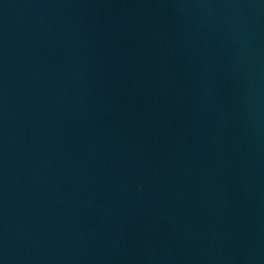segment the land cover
Here are the masks:
<instances>
[{"label":"water","instance_id":"95a60500","mask_svg":"<svg viewBox=\"0 0 264 264\" xmlns=\"http://www.w3.org/2000/svg\"><path fill=\"white\" fill-rule=\"evenodd\" d=\"M0 264H264V0H0Z\"/></svg>","mask_w":264,"mask_h":264}]
</instances>
